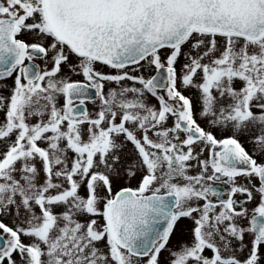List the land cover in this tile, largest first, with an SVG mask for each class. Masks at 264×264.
<instances>
[{"label":"snow or ice","instance_id":"snow-or-ice-1","mask_svg":"<svg viewBox=\"0 0 264 264\" xmlns=\"http://www.w3.org/2000/svg\"><path fill=\"white\" fill-rule=\"evenodd\" d=\"M0 264H264V0H0Z\"/></svg>","mask_w":264,"mask_h":264},{"label":"rangeland","instance_id":"rangeland-1","mask_svg":"<svg viewBox=\"0 0 264 264\" xmlns=\"http://www.w3.org/2000/svg\"><path fill=\"white\" fill-rule=\"evenodd\" d=\"M103 71H105V72H107V71H109L108 69H102ZM74 79H82V77H73ZM9 83H11V81H9ZM153 103H155V101H153ZM89 107L91 108V105H89ZM197 150H199V149H197ZM208 155V153L207 152H205L204 153V156L206 157ZM244 181H243V179H241V183H243ZM133 183H135V182H133ZM222 184V183H221ZM223 185V184H222ZM225 186V188H226V190H228V186L227 185H224Z\"/></svg>","mask_w":264,"mask_h":264},{"label":"water","instance_id":"water-1","mask_svg":"<svg viewBox=\"0 0 264 264\" xmlns=\"http://www.w3.org/2000/svg\"><path fill=\"white\" fill-rule=\"evenodd\" d=\"M220 186H221L222 190H224V191H225V188H224L222 185H220Z\"/></svg>","mask_w":264,"mask_h":264},{"label":"flooded vegetation","instance_id":"flooded-vegetation-1","mask_svg":"<svg viewBox=\"0 0 264 264\" xmlns=\"http://www.w3.org/2000/svg\"><path fill=\"white\" fill-rule=\"evenodd\" d=\"M105 69H107V68H105Z\"/></svg>","mask_w":264,"mask_h":264}]
</instances>
